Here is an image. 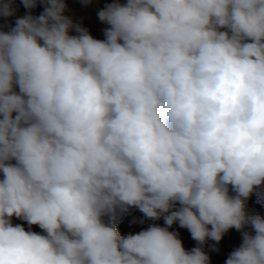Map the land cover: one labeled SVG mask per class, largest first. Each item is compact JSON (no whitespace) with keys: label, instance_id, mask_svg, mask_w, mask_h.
<instances>
[{"label":"clouds","instance_id":"clouds-1","mask_svg":"<svg viewBox=\"0 0 264 264\" xmlns=\"http://www.w3.org/2000/svg\"><path fill=\"white\" fill-rule=\"evenodd\" d=\"M21 3L0 0V264H211L231 229L225 264H264V0H115L103 40ZM132 208L166 226L122 235Z\"/></svg>","mask_w":264,"mask_h":264},{"label":"rangeland","instance_id":"rangeland-1","mask_svg":"<svg viewBox=\"0 0 264 264\" xmlns=\"http://www.w3.org/2000/svg\"><path fill=\"white\" fill-rule=\"evenodd\" d=\"M65 2L67 4L66 15L72 16L76 21H82L83 26L90 31L94 38L99 40L105 39L103 30L108 27V25L102 23L98 19L97 12L99 9L105 7L106 4L115 2V0H93V3L88 7H85L80 2V0H65ZM120 2L126 3V0H120ZM15 3L18 5V11L16 15L20 16L26 8L22 5L21 0H15ZM43 9L44 6L41 4L32 10V14L35 16ZM14 20L15 17L10 18L7 23L14 25ZM4 23L5 21L0 19V24ZM3 30L8 31L9 28H4ZM0 178H2V174H0ZM246 208L250 213L259 214L260 216L264 217V203L258 200L255 193L246 201ZM141 220H144V222L140 223ZM13 223L22 224L26 230L33 231L32 226L30 227L23 220L14 217ZM152 224L166 226L163 219H145L144 214L141 211H139L137 208H132L129 213L124 215V218L118 225V229L122 235L135 234L146 229ZM170 230L179 232V238L183 241L186 250H191L193 247L197 246V242L192 239L190 232L187 229L180 228L178 223L172 226ZM245 230L250 229L246 228ZM213 243L215 242L209 240L208 244L205 245V250L211 258V264H225L229 253L241 243V234L235 229L229 230V232L225 234L222 241L219 242L218 252L211 250L210 245Z\"/></svg>","mask_w":264,"mask_h":264},{"label":"water","instance_id":"water-1","mask_svg":"<svg viewBox=\"0 0 264 264\" xmlns=\"http://www.w3.org/2000/svg\"><path fill=\"white\" fill-rule=\"evenodd\" d=\"M37 233H43V230L39 228V226H35Z\"/></svg>","mask_w":264,"mask_h":264}]
</instances>
